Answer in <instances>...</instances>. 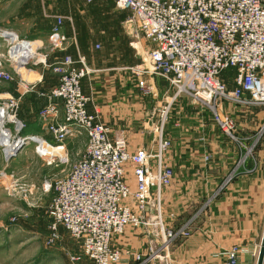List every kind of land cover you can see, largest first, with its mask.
<instances>
[{"label":"built area","instance_id":"2783aa9c","mask_svg":"<svg viewBox=\"0 0 264 264\" xmlns=\"http://www.w3.org/2000/svg\"><path fill=\"white\" fill-rule=\"evenodd\" d=\"M112 1L117 8L130 11L126 22L135 23L137 40L131 46L138 52V62L128 69L138 87L144 94L153 93L154 80L161 77L175 91L160 111V125L152 123L155 145L129 151L122 134L110 138V129L99 120L97 111L88 110L91 98L84 93L81 81L92 69L83 55L74 59L66 54L59 62L50 64L48 52L41 51L42 44L37 40L2 29L0 38L5 42L7 57L0 42V84L17 78L22 90L17 96L0 94V132L7 129L11 142L15 141V147L7 149L0 133V147L8 160L18 144L30 141L47 165L68 164L70 155L65 140L84 134L85 150L51 186L48 242L59 238L58 227L62 226L70 237L80 242L81 255L91 264H129L130 257L140 264L156 259L170 264L167 255L170 244L177 234L187 235L188 231L185 227L173 231L163 225L162 190L174 176L173 168L164 162L170 147V140L163 136L164 113L177 96L188 94L210 110L212 120L222 131L234 137L236 123L223 111L224 103L264 104V0ZM66 18L54 16L48 33L50 52L65 49ZM139 36L146 45L139 41ZM23 43H27L31 54L21 57L19 53L24 49L19 47ZM6 62L15 78L6 68ZM34 65L58 75L55 86L47 93L39 92L50 102L38 111L42 128L52 134L55 143L21 134L25 124L17 117V108L21 96L35 87L24 76V71L32 70ZM229 67L235 68L231 88L220 78L222 70ZM56 100L62 101L61 121H57ZM8 123L14 125V132ZM250 151L246 147V154ZM204 158L208 160L209 156ZM130 172L133 185L128 178ZM14 185L15 182L11 186ZM22 190L27 192L26 187ZM127 227L151 231L154 237L160 230L163 237L159 243H150L145 256L129 249L120 250L112 241ZM239 252L240 247L233 245L226 253L224 264H239ZM71 259L79 260L80 255Z\"/></svg>","mask_w":264,"mask_h":264},{"label":"crops","instance_id":"0c3cea01","mask_svg":"<svg viewBox=\"0 0 264 264\" xmlns=\"http://www.w3.org/2000/svg\"><path fill=\"white\" fill-rule=\"evenodd\" d=\"M110 4L109 0H47V9L53 13L52 23L55 15L67 17L63 24V32L68 38L64 50H48V33L52 23L45 36L26 37L19 35L13 28L8 30L14 31L18 37L41 43V51L48 52L50 64L59 62L66 54L74 59L83 55L86 64L93 71L101 72L98 79L89 77L86 80L87 75L81 81L84 93L91 98L88 110L97 111L99 120L109 127L111 139L122 134L129 151L140 147L150 148L155 145V135L148 129L146 114L155 110V117L160 116L164 102L173 93L172 87L161 77L155 78L154 90L150 94H144L140 88H135L136 81L132 86L127 84L129 80L125 81V73L119 68L122 64L127 66L137 63L138 56L134 53L119 59L122 64L116 63L111 57L101 56L95 59L90 55L92 42L86 39L88 35H84L83 31L93 29L100 32L101 28L96 29L95 26L101 23L105 14L114 10ZM131 31L126 35L120 31L125 42L123 44L118 41V46H125L127 43L131 46L136 34L133 32L132 36ZM138 38L143 45L147 44L141 36ZM117 39L118 36L114 40ZM74 40L77 41L76 51L72 46ZM24 76L35 87L21 96L17 108L18 118L25 127L31 129L22 134L35 135L55 143L52 134L42 128L38 111L50 102L46 95L42 96L39 92L47 93L55 86L58 75L51 69L34 65L32 70L24 71ZM17 82L15 78L11 82L1 83L8 87L0 94L19 95L18 91L22 90V86L17 85ZM88 89L89 93L86 91ZM55 102L59 106L57 121H61L62 101ZM225 104L226 113L230 112L236 123L234 137L218 127L212 120L209 109L207 111L195 104L178 103L175 116L163 125V136L170 140L164 162L174 171L171 183L162 190L163 225L165 229L173 231L182 227L188 231L187 235L177 234L170 244L167 251L170 264H224L226 253L233 245L240 247L239 264L257 262L264 229V104ZM152 123L153 121L151 125ZM80 138L86 143L84 134L65 140L69 154L73 150L74 140ZM251 142H254L253 149L246 154V144ZM1 152V156H4L3 151ZM35 155L43 160L36 153ZM205 155L209 156L208 160H205ZM128 178L133 185L131 172ZM155 236L151 231L127 227L122 235L114 238L112 244L120 250L129 249L145 256L150 243H159L163 234L158 230ZM129 264L140 263L130 257ZM146 264L163 263L156 259Z\"/></svg>","mask_w":264,"mask_h":264},{"label":"rangeland","instance_id":"374dc122","mask_svg":"<svg viewBox=\"0 0 264 264\" xmlns=\"http://www.w3.org/2000/svg\"><path fill=\"white\" fill-rule=\"evenodd\" d=\"M109 2L115 11L105 14L101 23L95 26L96 29L101 28L100 32L93 29L83 32L84 35H88L86 39L92 42L90 55L95 59H99L101 56L111 57L116 63L122 64L119 59L125 58L128 54L132 55V53L137 55L138 52L128 43L125 46L121 44L118 46L117 42L120 41L121 43L122 41L124 44L125 41L121 34L126 35L132 29L131 35L134 36L137 31L135 30V23L126 22L130 17V12L122 11L113 2L110 0ZM52 15L53 13L47 9V0H0V30L13 28L19 35L26 37L45 36L52 23ZM121 17L123 18L120 21ZM136 34L134 40L137 39ZM116 36L119 38L117 41L114 40ZM0 42L2 44L1 51L7 57L5 42L1 38ZM72 46L76 51V40L73 41ZM53 51L60 50L55 49L51 52ZM8 63L6 62L5 66L15 77L16 75ZM130 66L122 64L119 69L125 73V81L129 80L127 84L133 85L136 78L128 69ZM100 73V71L94 70L85 79L87 80L89 77L98 79ZM221 75L232 82L235 76V68H226L222 70ZM135 84L137 85V81ZM1 85L3 84H0V92H3V89L8 86ZM231 86L230 83L228 87ZM88 87L90 88L89 84ZM135 88L139 89L138 85ZM86 91L90 92L89 89ZM172 92H175L174 88H172ZM173 93H170V97ZM178 103L200 105L208 111L206 106L192 96L181 94L172 101L164 113V126L169 118L175 116ZM225 103L232 105L230 101ZM225 103L223 111L226 112ZM167 104L168 102L165 101L164 108ZM155 114L156 111L154 110L147 113L145 117L149 122L148 129L151 131L153 128V125L151 126L152 121L158 125L161 123L160 116L155 117ZM8 125L14 132V125L11 123ZM28 131L31 129L26 126L21 134ZM14 137L15 134L13 133ZM84 145V139L74 140L73 150L69 154L70 162L58 165H47L44 160H39L34 153V143L30 141L24 143L20 150L18 149L17 155L15 154L8 160L1 156L2 147H0V264H89L87 257L81 255L80 242L70 237L63 227H58L59 238L51 243L48 242L51 224L48 214L49 201L52 195L51 186L55 179L64 176L71 164L78 160ZM253 146L254 142L246 144V147L251 148V150ZM13 182L16 185L11 186ZM25 187L27 192L22 190ZM73 255H80V259L72 260L71 256Z\"/></svg>","mask_w":264,"mask_h":264},{"label":"bare ground","instance_id":"6f19581e","mask_svg":"<svg viewBox=\"0 0 264 264\" xmlns=\"http://www.w3.org/2000/svg\"><path fill=\"white\" fill-rule=\"evenodd\" d=\"M27 43H23L22 46L19 47V50L20 49H24V52L22 53H19L21 55V57L23 56H28L30 55V51L28 50V48L26 47ZM5 112V110L3 111V113ZM1 141L4 143V145H6L8 148L7 149H10L11 147L14 146V142H11L10 140V133L7 129H1ZM19 145V144H18ZM15 147V146H14Z\"/></svg>","mask_w":264,"mask_h":264},{"label":"water","instance_id":"95a60500","mask_svg":"<svg viewBox=\"0 0 264 264\" xmlns=\"http://www.w3.org/2000/svg\"><path fill=\"white\" fill-rule=\"evenodd\" d=\"M22 64H25L24 62ZM22 146V143H20L19 145L16 146V148L14 149V151L8 155V158L13 157L18 149ZM263 259H264V229H263V234H262V239L260 242V247H259V251H258V257H257V262L256 264H262L263 263Z\"/></svg>","mask_w":264,"mask_h":264},{"label":"trees","instance_id":"16d2710c","mask_svg":"<svg viewBox=\"0 0 264 264\" xmlns=\"http://www.w3.org/2000/svg\"><path fill=\"white\" fill-rule=\"evenodd\" d=\"M52 25V24H51ZM220 78H221V80L222 81H224L226 84H227V86L231 83L232 84V86H233V82H231V81H229L225 76H222V75H220ZM231 86V87H232ZM230 87V88H231ZM229 88V87H228ZM231 116V115H230ZM18 117V116H17ZM234 133H235V131H234Z\"/></svg>","mask_w":264,"mask_h":264}]
</instances>
